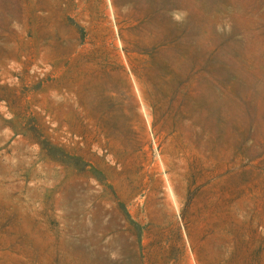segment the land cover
Wrapping results in <instances>:
<instances>
[{
	"label": "rangeland",
	"instance_id": "374dc122",
	"mask_svg": "<svg viewBox=\"0 0 264 264\" xmlns=\"http://www.w3.org/2000/svg\"><path fill=\"white\" fill-rule=\"evenodd\" d=\"M0 264H264V0H0Z\"/></svg>",
	"mask_w": 264,
	"mask_h": 264
}]
</instances>
